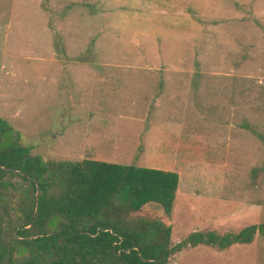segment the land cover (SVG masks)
I'll list each match as a JSON object with an SVG mask.
<instances>
[{"label":"rangeland","instance_id":"1","mask_svg":"<svg viewBox=\"0 0 264 264\" xmlns=\"http://www.w3.org/2000/svg\"><path fill=\"white\" fill-rule=\"evenodd\" d=\"M0 117L43 160L176 171L172 217L137 212L172 243L264 223V0H0ZM167 264H264V235Z\"/></svg>","mask_w":264,"mask_h":264},{"label":"trees","instance_id":"2","mask_svg":"<svg viewBox=\"0 0 264 264\" xmlns=\"http://www.w3.org/2000/svg\"><path fill=\"white\" fill-rule=\"evenodd\" d=\"M10 129L0 117V264H167L187 247L225 249L264 235L260 223L225 238L197 231L172 243L168 222L137 212L156 204L172 217L176 171L43 160L17 140L4 145Z\"/></svg>","mask_w":264,"mask_h":264},{"label":"crops","instance_id":"3","mask_svg":"<svg viewBox=\"0 0 264 264\" xmlns=\"http://www.w3.org/2000/svg\"><path fill=\"white\" fill-rule=\"evenodd\" d=\"M87 136L88 137H90V136H92V137H95V138H99V136H100V134L102 133H100V131L99 132H95V131H93L92 129H87ZM104 133V132H103ZM105 135V134H104ZM98 144V143H97ZM84 159H89V158H84ZM100 159V157H96V158H94L93 160H99ZM101 161V160H100Z\"/></svg>","mask_w":264,"mask_h":264},{"label":"water","instance_id":"4","mask_svg":"<svg viewBox=\"0 0 264 264\" xmlns=\"http://www.w3.org/2000/svg\"><path fill=\"white\" fill-rule=\"evenodd\" d=\"M14 171H16V172L20 173V171H18V170H14ZM36 202H37V199H36Z\"/></svg>","mask_w":264,"mask_h":264}]
</instances>
